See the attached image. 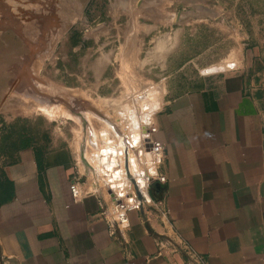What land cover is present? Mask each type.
Returning <instances> with one entry per match:
<instances>
[{
    "label": "crops",
    "instance_id": "1",
    "mask_svg": "<svg viewBox=\"0 0 264 264\" xmlns=\"http://www.w3.org/2000/svg\"><path fill=\"white\" fill-rule=\"evenodd\" d=\"M184 13L195 17V6L88 0L82 36L71 45L56 35L62 78L108 96L119 77L160 70ZM226 69L159 85L148 119L163 146L165 183L152 184L121 235L110 234L103 188L93 178L90 186L72 148L16 151L2 168L10 192L0 202V264H186L184 247L206 264H264V80ZM36 71L17 76L33 84Z\"/></svg>",
    "mask_w": 264,
    "mask_h": 264
},
{
    "label": "rangeland",
    "instance_id": "2",
    "mask_svg": "<svg viewBox=\"0 0 264 264\" xmlns=\"http://www.w3.org/2000/svg\"><path fill=\"white\" fill-rule=\"evenodd\" d=\"M87 1L2 0L0 21L13 17L15 24L0 27V196L4 188L2 168L19 149L40 143L72 148L87 182L91 186L93 178L98 185L89 162L92 147L97 146L92 139L105 131L109 132L106 141L115 137L99 116L113 124L120 135L126 133L128 123L122 120L121 111L130 108L128 114H139L144 97L159 101L163 85L177 82V74L196 77L229 64L233 68L225 72L240 71L264 80V0H174L180 7L195 6L196 16L181 15L167 46L168 59L165 64L160 60V70L143 67L144 76L119 77L116 82L121 87L108 96L86 92L74 78H62L55 42L57 34L60 41L70 37L71 45L82 36L78 17ZM46 50L50 52L45 54ZM32 66L37 77L32 78L33 84L23 83L17 74ZM42 108L51 110L52 116H45Z\"/></svg>",
    "mask_w": 264,
    "mask_h": 264
},
{
    "label": "built area",
    "instance_id": "3",
    "mask_svg": "<svg viewBox=\"0 0 264 264\" xmlns=\"http://www.w3.org/2000/svg\"><path fill=\"white\" fill-rule=\"evenodd\" d=\"M142 129L143 130L140 132L138 143L139 150L137 151V154L140 165H143L145 169H140V174H137L134 178H130L125 172V176L123 177V188L121 190L114 187L113 184H108V186L103 189L108 200V206L101 207V216L108 224L112 236L116 233L121 235L122 232H125L130 228L128 214L130 212L138 211L141 206L135 188L138 187L137 192L141 195L143 202L147 201L148 191L153 183H158L160 185L165 183V178L158 172V169L164 160V152L162 144L155 138L157 129L151 124V122ZM131 148L132 146L128 144L126 150ZM121 157V155L118 156L119 163H121ZM125 170L127 171V174H129V171L127 169ZM139 176L143 179L142 186L146 196L139 186ZM107 183L110 182L107 181ZM109 192L112 193V197L108 194ZM70 195L74 202L79 200L80 193L76 186L70 188ZM129 197H131V199H129ZM116 200L118 202H116ZM182 250L187 257L186 264H206L202 257L193 254L186 247Z\"/></svg>",
    "mask_w": 264,
    "mask_h": 264
},
{
    "label": "bare ground",
    "instance_id": "4",
    "mask_svg": "<svg viewBox=\"0 0 264 264\" xmlns=\"http://www.w3.org/2000/svg\"><path fill=\"white\" fill-rule=\"evenodd\" d=\"M1 4H2V0H0V8L2 6ZM11 19H13V17H11ZM7 23L8 21H4V20L0 21V26L2 27L6 26ZM16 24L18 25V23ZM231 66L232 65H229V64L224 67L220 66L218 70H221L222 68H225V69L230 68ZM152 92L153 91H151V93ZM146 94L148 95V93ZM152 96L154 95L152 94ZM157 103L158 102L157 100H155V97L151 99L149 98L148 100L144 97L143 102H142V99L140 101L139 106H140L141 112L139 111L140 112L139 114H136V113L128 114V111L130 110V108L123 109V111H121L122 120L127 122L128 125L125 126L124 128L126 129L127 132L121 135L113 128L114 126L113 124L109 123L108 120L106 121L104 119V116H99V118L105 121V125L107 129H109L110 132H112L115 136L113 138L114 142L105 140L106 138L105 136L109 135V132L107 131H105L104 133L102 132V134L104 135H101V136L99 133L98 135L100 136V138L99 136H97L96 138L97 140L94 138L93 139L90 138L93 141L97 142V146L92 147L93 148L92 153L89 158V162L91 164V167H90L91 173L94 176V179L99 181L98 185H100L103 189H105L106 186H108V184H113L114 187L119 188V190L123 188V181H124L123 177L125 176L124 165H127L129 167L128 168L129 174H131L132 178H134L137 174H140L141 166H140V161L138 159V154H137V151L139 150L138 143H139V138H140V132L141 130H143L142 128L146 127V125L150 122V119L148 118H150L154 107L156 109ZM125 106L124 108L128 107V106L127 107ZM43 111H45L44 112L45 116L47 115L52 116V114L50 113L51 110H49L48 112L45 109H43ZM102 136L104 137L103 139H102ZM127 143L132 146L131 149L126 150V147L128 145ZM120 155L122 156L120 158L121 163H119V158H118V156ZM107 181H109L110 183H107ZM138 182H139L140 188L143 190V186H142L143 179H141L140 176L138 178ZM129 199H131V197H129Z\"/></svg>",
    "mask_w": 264,
    "mask_h": 264
},
{
    "label": "trees",
    "instance_id": "5",
    "mask_svg": "<svg viewBox=\"0 0 264 264\" xmlns=\"http://www.w3.org/2000/svg\"><path fill=\"white\" fill-rule=\"evenodd\" d=\"M4 182V188L1 191V196H0V202H2L3 200L7 199L9 197V192H10V185L8 184V182L3 181Z\"/></svg>",
    "mask_w": 264,
    "mask_h": 264
},
{
    "label": "water",
    "instance_id": "6",
    "mask_svg": "<svg viewBox=\"0 0 264 264\" xmlns=\"http://www.w3.org/2000/svg\"><path fill=\"white\" fill-rule=\"evenodd\" d=\"M84 109H87V110H90L93 114H96V115H99V113L98 112H96L95 110H93L92 108H90L89 106H84ZM74 110V109H73ZM74 112L75 113H77L75 110H74ZM135 190H136V193H137V198H138V200H139V202L142 204L143 202H142V197H141V195L137 192V188H135ZM111 197L113 196L112 195V193H108ZM116 202H118L117 200H116Z\"/></svg>",
    "mask_w": 264,
    "mask_h": 264
},
{
    "label": "flooded vegetation",
    "instance_id": "7",
    "mask_svg": "<svg viewBox=\"0 0 264 264\" xmlns=\"http://www.w3.org/2000/svg\"><path fill=\"white\" fill-rule=\"evenodd\" d=\"M14 24H15V21H14L13 19H8V23H7V25H8L9 27H13ZM0 27H2V26H0Z\"/></svg>",
    "mask_w": 264,
    "mask_h": 264
}]
</instances>
